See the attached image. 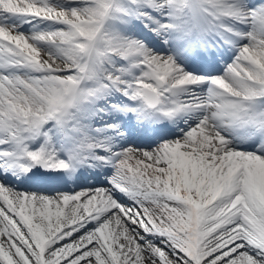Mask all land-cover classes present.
Listing matches in <instances>:
<instances>
[{
	"label": "snow or ice",
	"instance_id": "1",
	"mask_svg": "<svg viewBox=\"0 0 264 264\" xmlns=\"http://www.w3.org/2000/svg\"><path fill=\"white\" fill-rule=\"evenodd\" d=\"M0 264H264V0H0Z\"/></svg>",
	"mask_w": 264,
	"mask_h": 264
}]
</instances>
